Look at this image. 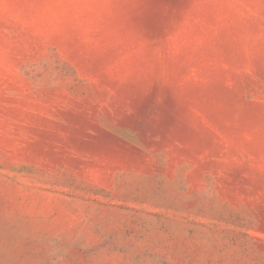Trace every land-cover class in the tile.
Here are the masks:
<instances>
[{
	"label": "rangeland",
	"instance_id": "1",
	"mask_svg": "<svg viewBox=\"0 0 264 264\" xmlns=\"http://www.w3.org/2000/svg\"><path fill=\"white\" fill-rule=\"evenodd\" d=\"M0 264H264V0H0Z\"/></svg>",
	"mask_w": 264,
	"mask_h": 264
}]
</instances>
